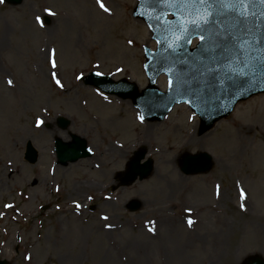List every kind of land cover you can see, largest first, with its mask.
<instances>
[{
	"label": "rangeland",
	"instance_id": "374dc122",
	"mask_svg": "<svg viewBox=\"0 0 264 264\" xmlns=\"http://www.w3.org/2000/svg\"><path fill=\"white\" fill-rule=\"evenodd\" d=\"M102 2L110 12L97 0L0 3V259L243 264L264 256V93L201 134L186 104L142 122L130 100L76 79L93 71L134 81L139 91L147 84L142 46L155 42L131 15L135 0ZM157 82L166 88L164 75ZM57 116L69 119L66 129ZM70 133L87 140L91 156L57 164L53 140ZM27 141L38 153L34 164L24 159ZM139 146L153 172L112 190ZM201 151L212 156L211 169L184 174L181 154ZM132 198L143 203L135 212L126 208Z\"/></svg>",
	"mask_w": 264,
	"mask_h": 264
},
{
	"label": "water",
	"instance_id": "95a60500",
	"mask_svg": "<svg viewBox=\"0 0 264 264\" xmlns=\"http://www.w3.org/2000/svg\"><path fill=\"white\" fill-rule=\"evenodd\" d=\"M8 1L17 4L21 0ZM177 11L176 6L169 3L157 4L155 0L146 3L144 0H137L133 16L139 19L142 18L145 21L152 33L151 38L156 41H166V43H157V49L153 51L144 47L146 60L144 70L147 73L149 84L141 93L138 92L134 82H128L125 78L113 81L109 76H98L91 73L84 78V82L98 86L106 93L131 98L132 104L140 110L143 117L149 120L162 119L174 104L187 102L195 113L200 116L199 131L203 132L210 129L214 121L228 115L236 102L254 95V93L264 92V79H261L259 72H257L252 83L243 84L242 87L227 86L221 88L212 77L199 74V71L211 66L210 63L193 65L190 61L189 66L185 68L184 65L176 62V57L168 49V44L174 43L175 37L180 35L179 32L174 31L178 16L173 15V13ZM252 11H256L258 14L260 11H264V7L257 6ZM167 14L172 15V18H167ZM255 24H259L264 29V19H260L258 16L252 18L248 21L247 27L255 31ZM221 25L222 27L216 26L215 31L224 34L232 32L238 40L244 38L242 29L245 25L243 22L238 23L236 17L232 15L221 17ZM166 29L168 30L166 31ZM196 38L197 42L194 48L185 44L184 48L187 52L191 53L200 43L198 35L193 36L192 41H195ZM225 43L233 47L236 54H239L232 44L231 36ZM246 58L247 56L241 57V59ZM197 68L199 71L196 70ZM162 73L166 74L168 81L170 79L173 81V86L169 87L168 85L165 93L159 91L155 86L156 78ZM178 80L182 83L177 84ZM184 81H187V83H183ZM57 119L59 126L66 128L69 120L61 117ZM71 137L72 141L68 142H64L59 138L55 139L54 151L56 152L57 163L66 165L69 161L72 162L80 157L90 156L91 153L86 147V140L76 135H71ZM145 154L146 148L144 147L135 151L127 164L125 172L119 174L121 185L133 183L137 176L139 179L146 178L152 172V159L147 158L145 162L140 163ZM25 158L30 163H34L37 158V153L30 142L27 143ZM180 158V168L187 174L207 171L211 168V156L204 152L190 155L183 154ZM140 205L141 203L138 200L128 202L130 210H137ZM0 264H8V262L0 260ZM245 264H264V260L258 255H251L245 260Z\"/></svg>",
	"mask_w": 264,
	"mask_h": 264
},
{
	"label": "snow or ice",
	"instance_id": "6c2138e0",
	"mask_svg": "<svg viewBox=\"0 0 264 264\" xmlns=\"http://www.w3.org/2000/svg\"><path fill=\"white\" fill-rule=\"evenodd\" d=\"M4 0H0L3 3ZM100 7L105 12H110V9L105 6L102 0H97ZM146 3H151L153 0H144ZM155 3H169L178 9L173 15L178 16V22L175 25L174 31L180 35L175 37L174 43L168 44V49L176 57V62L184 65L185 68L189 63L193 65H205L210 63L211 66L205 67L203 71H199L201 76L212 77L221 88L227 86H239L252 83L259 72L261 79H264V29L259 24H255L253 29L247 27L250 19H264V11L258 14L252 11L257 6L264 7V0H155ZM50 15H54L50 9H46ZM232 15L237 18V22H243L245 27L242 29L243 39L238 40L237 36L229 32L227 34L215 31L216 26H221V17ZM40 20V17H37ZM167 23V22H166ZM168 29H166L167 31ZM198 35L200 43L191 52H187L184 48L185 44L191 45L192 37ZM231 36L232 44L239 54L233 51V47L229 46L225 41ZM131 43V41H129ZM157 43H166V41H157ZM54 51V50H53ZM242 56H247L246 59H241ZM258 60V63H257ZM56 67L55 62L52 64ZM121 71V69H117ZM101 73H97L100 75ZM52 79L56 85L63 88L64 85L57 78L56 72L51 73ZM80 79L79 76L76 77ZM13 82L8 80V84ZM177 81V84H181ZM183 83H187L184 81ZM173 86V81L169 80V87ZM102 94V93H101ZM139 119L143 122L144 117ZM42 121H37V127H40ZM91 151V149H89ZM243 194V193H242ZM91 199V197H89ZM6 207H11L6 205ZM80 208V204H76ZM243 208L244 205L242 204ZM107 220L108 217H103ZM188 226L192 227L194 221L188 219ZM111 228L112 225H106ZM149 231H155L150 228ZM30 259V257H27Z\"/></svg>",
	"mask_w": 264,
	"mask_h": 264
},
{
	"label": "bare ground",
	"instance_id": "6f19581e",
	"mask_svg": "<svg viewBox=\"0 0 264 264\" xmlns=\"http://www.w3.org/2000/svg\"><path fill=\"white\" fill-rule=\"evenodd\" d=\"M196 127H197V124H195V126H194V129H196ZM54 133H55V132H54ZM54 133H53V134H54ZM55 134H56V133H55ZM230 258H231V257H230V256H228V261H229V262H231V261H232V260H230ZM236 262H237V261H236ZM214 264H215V263H214Z\"/></svg>",
	"mask_w": 264,
	"mask_h": 264
}]
</instances>
